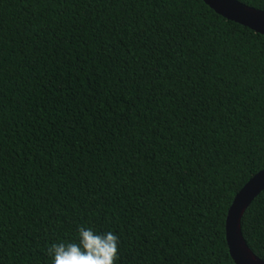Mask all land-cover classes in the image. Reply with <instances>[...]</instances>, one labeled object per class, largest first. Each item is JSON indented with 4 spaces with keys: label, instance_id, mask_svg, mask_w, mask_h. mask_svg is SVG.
Wrapping results in <instances>:
<instances>
[{
    "label": "trees",
    "instance_id": "obj_1",
    "mask_svg": "<svg viewBox=\"0 0 264 264\" xmlns=\"http://www.w3.org/2000/svg\"><path fill=\"white\" fill-rule=\"evenodd\" d=\"M262 170L264 35L202 0H0V264H50L78 225L117 264H234ZM241 231L264 262V191Z\"/></svg>",
    "mask_w": 264,
    "mask_h": 264
},
{
    "label": "water",
    "instance_id": "obj_2",
    "mask_svg": "<svg viewBox=\"0 0 264 264\" xmlns=\"http://www.w3.org/2000/svg\"><path fill=\"white\" fill-rule=\"evenodd\" d=\"M218 16L253 32L264 35V11L256 10L236 0H202ZM264 191V170L252 177L236 194L227 212L225 240L234 264H264L246 245L241 220L250 203Z\"/></svg>",
    "mask_w": 264,
    "mask_h": 264
},
{
    "label": "clouds",
    "instance_id": "obj_3",
    "mask_svg": "<svg viewBox=\"0 0 264 264\" xmlns=\"http://www.w3.org/2000/svg\"><path fill=\"white\" fill-rule=\"evenodd\" d=\"M119 237L78 225L75 239L52 243L46 249L50 264H117Z\"/></svg>",
    "mask_w": 264,
    "mask_h": 264
}]
</instances>
